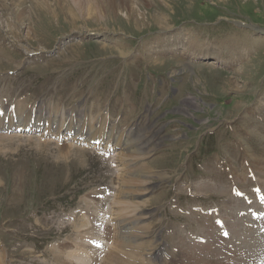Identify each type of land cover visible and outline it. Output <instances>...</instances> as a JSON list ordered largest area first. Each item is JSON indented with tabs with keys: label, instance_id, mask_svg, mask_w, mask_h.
Masks as SVG:
<instances>
[{
	"label": "rangeland",
	"instance_id": "374dc122",
	"mask_svg": "<svg viewBox=\"0 0 264 264\" xmlns=\"http://www.w3.org/2000/svg\"><path fill=\"white\" fill-rule=\"evenodd\" d=\"M91 1L0 0V107L108 106L118 131L129 124L125 129L153 134L157 150L126 167L153 176L135 186L145 193L134 200L151 202L133 207L130 223L149 229L133 239L132 263L231 264L218 263L221 252L203 244L189 253L187 239L226 211L234 217V180L251 192L254 174L264 171V0ZM42 139L0 135V264H91L85 257L62 262L57 251L69 254L65 243L89 230L79 215L97 205L82 196L97 187L109 188L101 207L120 216L117 152L109 160L76 145L65 156L63 145ZM211 208L219 214H208ZM72 211L75 222L67 218ZM228 226L230 238L241 233ZM115 231L95 264L110 251L122 254L114 245L128 238Z\"/></svg>",
	"mask_w": 264,
	"mask_h": 264
},
{
	"label": "bare ground",
	"instance_id": "6f19581e",
	"mask_svg": "<svg viewBox=\"0 0 264 264\" xmlns=\"http://www.w3.org/2000/svg\"><path fill=\"white\" fill-rule=\"evenodd\" d=\"M89 1V0H88ZM97 1V0H96ZM90 2H92L90 0ZM83 6V5H82ZM108 6V5H106ZM95 8V7H94ZM97 8V5H96ZM114 8V7H113ZM132 8V7H131ZM97 13V12H96ZM92 15V14H91ZM93 16H95L93 14ZM159 21V20H158ZM156 22V21H155ZM164 29L166 28H170V27H162ZM180 48V47H179ZM176 51V49H175ZM63 53V52H62ZM182 54V53H180ZM195 54V53H194ZM199 54V53H198ZM184 57V56H183ZM154 56L149 55L148 59H152V61L158 62L160 60V58H158L157 60H154ZM182 58V57H181ZM196 58H200V57H196ZM204 58V57H203ZM205 58H212V56L210 54L205 55ZM186 58H183V60ZM179 62H182L181 60L178 59ZM186 61V60H184ZM189 62V61H188ZM24 96V95H23ZM2 97V96H1ZM8 98V97H7ZM11 98V97H10ZM2 99V98H1ZM20 99V98H18ZM17 99V100H18ZM31 99H29L30 101ZM2 101V100H1ZM9 101V99H8ZM20 101V100H19ZM17 101V102H19ZM22 101V99H21ZM4 102V100H3ZM16 101L14 100V103ZM35 102V101H34ZM41 103V102H40ZM39 103V104H40ZM43 103V102H42ZM16 104V103H15ZM48 105V102L46 103ZM57 104V103H56ZM54 102L53 103H49L50 106H52V108L47 111L46 113H44L43 109H39V110H33L31 108L28 107V105H26V102H20L17 104L16 110L15 112H12L9 114V122L10 125L15 124V114L18 115L19 120L21 121L22 124H24L25 127L30 126V124H32V126L35 127L36 130H42V132H46L48 129H51L55 132L56 135H60V134H70L71 138H69L68 136L65 138V141L68 140H73V142H78L80 144H94L95 147L100 148L101 146L103 147H111L109 148L110 151L113 152V149L117 152L116 153V161L117 163H119L117 165V167H120L122 170L121 171V176L122 178L117 181L118 183V195L114 196V200L116 201V196H117V204H119L121 210L120 211V216H115V218L117 219V222L113 228V230L115 229V235L116 237L120 236V237H127V240L124 241H120L118 244L115 243V247L118 251L122 252L121 255L118 254H114L113 251H110L109 254L107 255V257L105 258V261L101 264H134L132 263L133 259L135 257L134 254L132 255L133 252H135L133 249L137 248L136 244H133L132 241L133 239L138 238L140 235L142 236L145 232V230L148 228V226H144L141 228H137L133 227L134 224H131L130 222H134L133 221V214L135 212V210H133V207L135 208L137 206H144L145 204L147 205L148 203L151 202V200L145 198L142 200H134V198H136V196L138 195V193L140 192H144L145 189H135L136 185H139L140 183H145L144 182V178L143 177H153L152 174H150L146 169L145 170H136V168L133 169H128L126 168L128 165L131 164H136L137 162L140 160H143L144 158L148 157L149 155H151L154 151L157 150V148L159 147V144H157L156 142V137H154L153 134H149L147 131H142L140 133H136V135L132 134V133H126V134H119L118 132H116L114 130L115 126H107V122H108V118L106 115V112H103L102 110H100L98 108V112L96 115L94 116H90L88 113H86V117L85 120H81L80 118H77L71 111L70 114H67L66 112H62L61 108L58 107V105H56ZM22 105V106H21ZM37 105V104H36ZM13 106V105H12ZM30 106V105H29ZM33 106V105H31ZM61 106V105H59ZM66 107V106H65ZM88 106H85L81 109H78L79 115L83 116V114L85 113V111L87 110ZM71 108H74V106H72ZM76 110V109H74ZM34 113L36 115H34ZM8 114H6L7 116ZM262 115L264 116V114L262 113ZM3 117V120L4 118ZM34 119V120H33ZM62 119V123L61 125H57L58 121L57 120ZM0 121V122H3ZM20 124V125H22ZM111 124V123H110ZM1 125V124H0ZM98 127H100L101 129V134L99 135H94L93 134V129H97ZM87 129V131L85 132V130ZM89 129V131H88ZM249 130V129H248ZM251 131V130H250ZM253 132V131H251ZM158 133V132H157ZM155 133V134H157ZM254 133V132H253ZM0 135H5L3 133H0ZM8 135V134H7ZM13 135V134H12ZM32 136V135H31ZM41 137V136H40ZM42 138V137H41ZM146 139V140H144ZM43 140V139H42ZM41 141V140H40ZM155 142V143H152ZM55 143V142H54ZM76 146H74L73 144H68V143H64L62 148L64 149V154L63 155H71L69 149L70 148H75ZM78 148V146L76 147ZM85 147H83V149H80V152L83 153V151H85L86 149H84ZM248 151V150H247ZM248 157V156H247ZM250 157V156H249ZM255 157V156H254ZM103 158V157H102ZM252 159V158H251ZM261 159V158H260ZM104 160V159H103ZM110 160V159H109ZM253 163L255 162L254 159ZM245 161V160H244ZM243 161V162H244ZM251 161V160H250ZM259 163H263L261 160H257ZM110 162V161H108ZM94 163V162H93ZM111 163V162H110ZM247 163V161H246ZM257 163V162H256ZM258 163V164H259ZM112 164V163H111ZM264 164V163H263ZM262 164V165H263ZM91 165V163H90ZM106 166V165H105ZM104 166V167H105ZM114 166V165H113ZM133 166V165H132ZM251 166V165H249ZM248 166V167H249ZM102 167V166H101ZM145 167V166H144ZM233 167H235L233 165ZM232 167V168H233ZM246 167V166H245ZM253 167V166H252ZM256 167L258 168V166L256 165ZM119 168V169H120ZM131 168V166H130ZM143 168V166L141 167ZM255 168V167H254ZM91 169V168H90ZM109 169V168H108ZM245 169V168H244ZM247 169V168H246ZM262 169V168H261ZM98 170V169H97ZM238 170V169H237ZM236 170V171H237ZM249 170V169H248ZM264 170V169H263ZM102 171V170H100ZM106 172V171H105ZM108 172V171H107ZM106 172V173H107ZM142 172H144L145 174H141ZM151 172V171H150ZM245 172V171H244ZM250 172V171H249ZM248 172V173H249ZM264 171H257V175L259 177V180L261 181L260 183L264 182V175L263 173ZM111 173V172H110ZM114 173V172H113ZM237 173V172H236ZM106 176V175H105ZM247 176V174H246ZM120 178V177H118ZM158 178V177H155ZM247 178V177H246ZM241 179V178H240ZM245 179V178H244ZM243 179V180H244ZM102 180V179H101ZM242 180V181H243ZM206 181V180H205ZM235 181V180H234ZM241 181V182H242ZM251 181V180H250ZM203 181L199 182L202 183ZM244 182V181H243ZM204 183V182H203ZM240 183V182H239ZM206 184V182H205ZM194 185V184H193ZM197 185V184H196ZM211 185V184H209ZM105 186V185H103ZM215 186V185H214ZM102 187V186H101ZM106 187V186H105ZM201 188V187H200ZM98 189V187H97ZM109 189V188H108ZM214 189V188H213ZM103 190V188H102ZM105 190V189H104ZM200 191V190H199ZM92 192V191H91ZM105 192V191H104ZM147 192V191H146ZM94 193V195L92 197H98L100 195V193ZM145 193V192H144ZM110 195V194H109ZM232 195V194H231ZM130 197L129 200H127V198ZM231 198V196H229ZM126 198V199H124ZM108 201V200H107ZM115 201H113L115 203ZM83 202V201H82ZM148 202V203H147ZM231 202V201H230ZM88 203V202H87ZM86 203V205H87ZM226 203V202H225ZM96 205V204H95ZM115 205V204H114ZM228 206V205H227ZM231 207V206H230ZM92 208V207H91ZM95 208V207H93ZM218 208V207H217ZM229 208V207H228ZM136 209V208H135ZM136 209V212H137ZM202 209V208H201ZM200 209V210H201ZM216 209V208H214ZM233 209V208H232ZM235 209V207H234ZM114 210V209H113ZM132 210V212H131ZM203 210V209H202ZM116 211V210H115ZM115 211H113L115 213ZM226 211V209H225ZM118 212V211H117ZM257 212V211H256ZM221 213V212H220ZM82 214V213H81ZM119 214V213H118ZM142 214V213H141ZM140 214V215H141ZM218 214V213H217ZM222 214V213H221ZM78 215V214H77ZM138 214L135 215V217H137ZM230 215V214H229ZM144 216V214H143ZM220 216V215H219ZM142 217V216H141ZM77 218V216H76ZM67 219V218H66ZM135 219V218H134ZM75 220V219H74ZM83 220H87V219H83ZM139 220V219H138ZM142 220V219H141ZM236 223L239 221V218H235ZM88 221V220H87ZM75 222V221H74ZM137 222V221H136ZM226 222V226L229 228L228 224H231L234 227V231H236V227L238 225H233L232 223H230V221L228 219H225ZM85 226V221L84 223H82ZM136 224V223H135ZM238 224V223H237ZM128 225V227H127ZM147 225V224H146ZM80 226V225H79ZM217 227V224L215 225ZM87 227V226H86ZM89 227V226H88ZM172 227V226H171ZM79 228V227H78ZM82 228V226H81ZM182 228V227H181ZM203 228V227H202ZM90 230V228H88ZM149 229V228H148ZM173 229V228H172ZM87 230V228H86ZM84 230V232L86 231ZM230 230V228H229ZM202 231V230H201ZM231 231V230H230ZM204 232L206 233V235L208 237H210L212 234L209 233L208 228L204 230ZM245 234V236H247L249 234V230L247 229H242L241 230V234ZM234 235H236V232L234 233ZM233 237L231 238H234ZM220 240H224L221 236L219 237ZM71 239V238H70ZM187 239V238H186ZM185 239V240H186ZM237 240H239L240 238H236ZM251 241V240H250ZM134 242V241H133ZM74 243V242H73ZM137 243V242H136ZM201 243H191L190 248L188 249V252L190 253L192 250H194V248H196L197 245H200ZM64 245V244H63ZM189 245V244H188ZM204 245V244H203ZM58 246V245H57ZM62 246V245H61ZM138 247H140L138 245ZM133 248V249H131ZM204 248V247H203ZM253 246H251L248 249H244L241 252L235 253L234 250H230L227 249V251H231V256L226 255L225 253H222L219 255V261L218 263H224L226 260L229 262L231 261V264H248V262L245 260L241 261L240 258L238 257V255H240L243 251L245 254H247L249 257L251 255L252 250L255 251L254 255H256V251L257 248L254 247V249H252ZM68 249V248H67ZM199 250L201 248H198ZM197 249V250H198ZM207 249V248H206ZM66 250V248H65ZM110 250V249H109ZM196 250V249H195ZM198 250V251H199ZM236 251L239 250L238 248L235 249ZM180 251V249H179ZM59 253V255L61 256L62 262H64L65 260L69 261V258H75V254L73 255L72 253L69 252V254H66V251L64 250H60L57 251ZM68 252V250H67ZM108 252V251H107ZM175 252V251H174ZM210 252V250H209ZM215 252V250H214ZM213 252V253H214ZM88 252H80L78 251L76 253V255L80 256V259H83L84 256H87ZM66 254V255H65ZM138 254V253H137ZM213 255V254H211ZM215 255V254H214ZM127 258H126V257ZM226 256V258H225ZM83 257V258H81ZM130 257V258H129ZM218 257V256H216ZM215 257V258H216ZM263 258V257H261ZM130 259V261H129ZM223 259H225L223 261ZM177 260V259H176ZM222 260V261H221ZM143 261V260H142ZM144 262V261H143ZM226 262V263H228ZM0 263H1V259H0ZM72 264V262H71Z\"/></svg>",
	"mask_w": 264,
	"mask_h": 264
}]
</instances>
